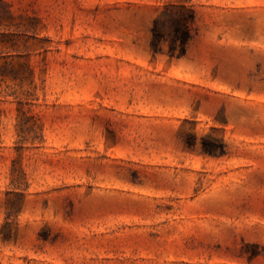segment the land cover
Returning a JSON list of instances; mask_svg holds the SVG:
<instances>
[{
    "label": "rangeland",
    "instance_id": "374dc122",
    "mask_svg": "<svg viewBox=\"0 0 264 264\" xmlns=\"http://www.w3.org/2000/svg\"><path fill=\"white\" fill-rule=\"evenodd\" d=\"M0 264H264V0H0Z\"/></svg>",
    "mask_w": 264,
    "mask_h": 264
},
{
    "label": "trees",
    "instance_id": "16d2710c",
    "mask_svg": "<svg viewBox=\"0 0 264 264\" xmlns=\"http://www.w3.org/2000/svg\"><path fill=\"white\" fill-rule=\"evenodd\" d=\"M195 11L183 3L170 2L162 7L160 14L151 26V48L154 52L166 46L169 58H179L186 53L188 42L192 39ZM216 148L211 147L210 151Z\"/></svg>",
    "mask_w": 264,
    "mask_h": 264
}]
</instances>
